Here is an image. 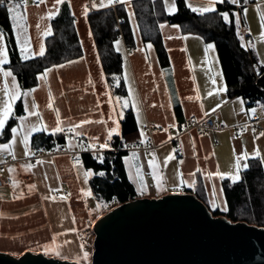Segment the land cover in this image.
<instances>
[{
  "label": "crops",
  "instance_id": "obj_1",
  "mask_svg": "<svg viewBox=\"0 0 264 264\" xmlns=\"http://www.w3.org/2000/svg\"><path fill=\"white\" fill-rule=\"evenodd\" d=\"M135 1L137 0L101 8L99 7L101 0H65L76 18L75 24L83 56L71 60L74 63L68 61L60 64L65 65L64 67H51L52 71L47 79L38 78V84L32 88L36 91L27 97H22V100L23 105L26 100L29 109L40 114L43 123L51 126L55 123L56 115L47 105L54 99L53 107L59 109L67 141L60 152L46 153L35 159L34 157L41 150L34 149L31 140L33 135L41 132H34L29 139V148L34 155H25L22 134L29 130L30 125L41 122L37 116H28L26 111L22 117H27V120L18 119L15 125L18 127L23 123L24 127L15 135L11 133L8 141L0 140V145L12 144L11 153L6 150L0 151V175L13 180L12 186L0 188L1 252L19 257L29 250L42 253L45 251L44 245H51L61 252V256H56L52 250L46 252L51 256L79 259L81 262L89 263L88 259H83V253L87 252L89 243L93 241H86L85 237L93 234L92 229L97 221V212L95 207L91 208V201L95 204L94 199L85 194L90 191V177L86 178L83 175L87 170L79 158L84 152L101 155L104 151L111 149L112 141L110 149L102 151L98 147L96 150L69 148L68 143L71 140L73 145L79 142L87 147L92 143L88 139L92 136H98L99 143H103L107 129L114 126L109 119L113 106L117 111L120 110V105L115 99L119 96L113 94L107 80L89 24L88 16L92 12L121 6L125 10L133 35L132 49L127 46L123 38L117 40L119 44L115 42V49L119 48L118 52L123 56L122 79L127 90V95L119 98L121 101L125 99L130 101L124 113L129 110L134 113L138 128L137 142L146 144L152 138L156 145L151 152L130 151L123 159L128 178L134 185L139 198H159L175 193H192L196 196L200 194L202 201L211 211L225 213L223 209L226 199L224 191L220 192V189H223L222 181L228 178L221 180L213 177L209 180L206 179L207 172H215L218 168L223 173H234L235 155L240 154L245 148L249 153L259 148L264 155V136H260V133L264 132V105L247 108L246 103L241 105L237 101L238 97H242L241 95L229 97L215 44L206 43L196 35L183 34L179 25L160 23L159 33L168 56V66L163 68L154 44L145 42L142 38L133 10ZM163 1L168 13L170 5H175L177 10V5L172 4V2L176 3V0ZM185 1L194 7H199L206 2V0ZM104 2L106 3L107 0ZM27 3V35L30 37L31 49L38 52L42 43L46 50V40L53 34L52 19L41 20V17H47L50 9L55 11L52 7L55 0H47L39 7L35 6L34 0H27ZM93 3L97 7L93 8ZM218 4L222 3H216L215 7ZM230 4L236 7L235 14H240L241 23L238 25V33L239 37L244 38L241 40L242 46L250 50L259 64L264 67V40L260 39L262 30L257 11V5L264 8V0H255L244 5ZM61 5H58L59 12ZM85 5L89 9L87 16L84 15ZM244 8L248 9L246 17L243 14ZM129 13L132 15L130 16ZM37 24L40 25L39 29L36 27ZM161 24L165 25L163 29L160 28ZM47 28L51 29L52 34L44 36L43 32ZM17 31L15 29V32ZM248 41L252 44L248 45ZM4 42L7 47L5 35ZM148 44L152 45L151 49L147 48ZM208 45H214V48L206 51ZM8 65L3 66L5 71L11 70ZM221 71L222 77L219 75ZM125 73L128 76L127 80L124 79ZM213 77L216 80L215 85L211 82ZM8 81L11 86V77ZM16 82L19 84L17 78ZM3 85L4 77L0 72V88ZM224 85L227 90L217 93V89ZM129 87L133 90L131 94ZM29 90H22V92ZM210 91L213 92L212 96H208ZM2 95L3 93L0 92V96ZM197 96L200 99H196ZM110 97L111 104L108 103ZM188 97L193 99L189 100ZM132 100L137 102L136 107H133ZM34 103L38 105L37 108H33ZM176 104L181 106L180 117L175 112ZM218 104L222 106L217 108ZM152 105L156 106L152 107ZM242 107L244 111H241ZM214 108H217L215 112L212 111ZM251 109H256L255 114L250 111ZM137 112H139V120ZM206 112L209 115H205ZM207 117L223 123L227 129L219 132L187 130L188 121ZM254 117L257 119L253 120ZM114 118L119 119L118 116ZM86 119L93 121L103 119L108 123L107 125L87 124L83 128L87 135L73 139L74 134L69 132L68 128ZM169 124H174L175 127L169 128ZM157 125L160 127H156ZM154 128L157 129L154 130ZM141 129L144 132L143 136ZM44 133L51 134L50 131ZM116 136L118 135L114 134L113 138ZM169 136L172 139H169ZM13 140H15L14 144ZM133 153H136L135 157ZM173 153L175 158L165 163L166 158ZM77 158L80 161L79 164L76 162ZM153 160L156 164L155 168L149 164V161ZM181 160L182 164L179 163ZM250 160L253 159H249L247 163ZM241 163L243 164L244 161ZM29 164L32 167L26 168ZM262 166L264 169V163ZM12 168L15 169L14 172L9 171ZM137 168H139V175H137ZM198 168L204 171L197 172ZM193 172L196 173L195 176L190 175ZM182 179L185 181L183 184H181ZM192 181H195L194 188L188 186ZM142 184L143 194H141ZM157 184L160 185L159 188ZM213 184L216 185V195L212 192ZM32 185L35 187L30 190L29 186ZM57 189L59 191H56ZM52 197L56 199L53 200ZM61 197L67 198L61 199ZM213 201L218 205L216 208L212 207ZM73 229L75 231H71ZM66 241L70 243H65ZM81 245L84 247L81 248Z\"/></svg>",
  "mask_w": 264,
  "mask_h": 264
},
{
  "label": "trees",
  "instance_id": "obj_2",
  "mask_svg": "<svg viewBox=\"0 0 264 264\" xmlns=\"http://www.w3.org/2000/svg\"><path fill=\"white\" fill-rule=\"evenodd\" d=\"M254 1L248 0L249 3ZM239 4H246L245 0H239ZM176 5V12L169 14L163 0H137L133 3L142 38L145 42L154 44L162 67L168 66V56L162 44L159 24L179 25L183 34L196 35L206 43L215 44L229 97L241 95L247 108L264 105V67L252 52L241 44L238 25L235 23L236 7L224 0L222 4L217 5V11L201 14L192 12L185 0H176ZM225 12L229 14L231 23L223 20L221 13ZM88 19L113 94L125 97L127 90L122 79L123 56L115 49V42L120 38L124 39L129 48L134 47L125 10L121 6L107 8L90 13ZM75 21L69 4L65 2L61 5L59 14L51 20L53 34L46 40L45 55L25 60L20 55L7 6L0 4V28L6 36L10 61L8 67L13 71L23 91L35 87L38 84V76L46 69L83 56ZM116 76L119 77L117 86ZM175 112L178 117L182 115L180 104L175 105ZM23 115L25 110L21 98L16 102L14 115L0 136L1 141L9 140L11 128L15 127ZM66 141V132H41L33 135L31 144L36 150L49 152L63 149ZM137 141L136 119L133 111L129 110L124 113L120 122V134L113 138L111 149L101 154L103 163L97 159L98 154H81L79 159L86 170L105 173L104 176L93 175L89 178L91 197L94 199L97 214L139 198L128 178L123 160L128 155L123 149ZM248 164L249 168L241 172L239 182L233 184L229 179L222 181L227 202V211L223 215L232 222H247L264 227V169L258 159L250 160ZM198 195L202 200L200 194ZM213 214L221 215L219 211Z\"/></svg>",
  "mask_w": 264,
  "mask_h": 264
},
{
  "label": "water",
  "instance_id": "obj_3",
  "mask_svg": "<svg viewBox=\"0 0 264 264\" xmlns=\"http://www.w3.org/2000/svg\"><path fill=\"white\" fill-rule=\"evenodd\" d=\"M91 264H264V227L214 215L192 193L118 205L93 226ZM83 264L79 259L0 251V264Z\"/></svg>",
  "mask_w": 264,
  "mask_h": 264
},
{
  "label": "snow or ice",
  "instance_id": "obj_4",
  "mask_svg": "<svg viewBox=\"0 0 264 264\" xmlns=\"http://www.w3.org/2000/svg\"><path fill=\"white\" fill-rule=\"evenodd\" d=\"M47 2V0H34L35 6L39 7L41 4H45ZM165 2H167V0H165ZM223 3L224 0H206L205 3H203L201 6L199 7H194L191 3L187 4V7L191 9L192 12L195 13H211V12H215L217 11L215 5L216 3ZM230 3L232 4H238L239 0H229ZM248 0H245V3H247ZM0 3H3V0H0ZM65 0H55V3L53 4V8L55 9V11H52L51 9L48 11L47 17H41V20L44 19H52L54 18L58 13H59V8L58 5L64 4ZM130 3V0H107V2L105 3L104 0H101V3L99 4V7L101 8H106L109 7L111 5H115V4H127ZM93 8L97 7V5L95 3H93L92 5ZM27 8H28V3L27 0H12V2H10L7 5V11L9 13L10 19L12 21V27L13 29L18 30L16 32V41L20 47V55L23 59L27 60L33 56L39 55V56H43L45 55V46L44 44H40L39 46V50L38 52H34L31 49V45H30V37L27 35V30H28V25H27ZM88 6L85 5L84 8V15L87 16L88 14ZM168 11L169 14H173L176 11V7L175 5H170L168 7ZM247 8L243 9V14L246 17L247 16ZM257 11L259 12V22H260V26H261V34H260V39L264 40V8H262L260 5H257ZM129 15L131 16L132 13H129ZM223 20L227 23H231L229 14L227 12L225 13H221ZM235 23L236 25H240L241 23V19H240V14L237 13L235 14ZM37 29L40 28V25L37 24L36 25ZM165 27L164 24L160 25V28L163 29ZM174 27H178V26H174ZM51 29L47 28V30H45L43 32L44 36H48L51 35ZM4 32L3 30H0V72H2L3 77H4V85L2 88H0V92L3 93L2 96H0V134L3 133L6 124L8 122V120L14 115V107L15 104L18 100H21L22 97H27L29 95H31L33 92L36 91V89H31L27 92H22L21 90V86L16 82V77L13 75V72L11 70H7L5 71L3 69V66L6 64H9V53L7 50V47L5 45L4 42ZM241 40H243V36L240 37ZM117 44H119V41L116 42ZM248 45H251L252 42L248 41L247 42ZM214 47L213 45H208L207 48L205 49L206 51L209 48ZM148 49L152 48L151 44L147 45ZM117 51H119V48L116 49ZM186 51V49H184ZM69 63H74V61H70ZM65 65H58L56 67H64ZM52 71L51 68L46 69L44 73H42L38 78L41 80H46L49 73ZM219 75H221L222 77V71L219 73ZM11 77V86L9 85V81L8 78ZM119 79V78H117ZM124 79H128L127 73H125ZM91 83V81H89ZM214 85L216 84V80L213 77L212 81H211ZM226 85H224V87L217 89V93L222 92V91H226ZM132 89L131 87H129V93H132ZM213 92H209L208 96H212ZM116 102L120 105V110L117 111L116 107L113 106L112 108V115L109 117V119L112 120L113 123V127H110L107 129V133H106V139L103 143H99V137L98 136H92L89 137L88 139L90 141H92V143H90L87 147H85V145H83L82 143L77 142L75 145L72 144V141L69 140L68 143V147L69 148H83L84 150H96L97 147L99 150H105V149H110L111 144L110 142L113 139L114 134L115 135H119L120 134V120L123 119L124 117V109L128 108L130 101L128 99H125L123 101H121V99L119 97L115 98ZM187 99L191 100L193 99V97H188ZM196 99H200L199 96L196 97ZM237 101L243 105L245 103L244 99L242 97H238ZM226 102V101H225ZM109 104L112 103V98L110 97ZM133 107H136L137 102L135 100L131 101ZM54 99L51 100L50 103H48L47 107L49 109H51L52 111L55 112L56 115V120L55 123L51 126H49L46 123H43L42 118H40V114L37 111L34 110H30L27 101H24V110L27 112L28 116H37L38 119L41 120L40 123L38 124H34V125H30L29 126V130L27 132H24L22 134V143L24 145L25 148V155H34V153L31 152V149L29 148V139L30 136L32 135V133L34 132H51V134H56V133H62L65 131V128L63 127V121L60 119V112L58 108H54ZM156 105H152V107H155ZM222 105L218 104L217 108L221 107ZM38 105H35V103L33 104V108H37ZM161 107H163V105H161ZM217 108L212 109L213 112H215L217 110ZM241 111H244L243 107L241 108ZM253 114H255L256 109H251L250 110ZM205 115H209V113H205ZM118 116L119 119H115L114 117ZM19 119H21L22 121L27 120V117H20ZM137 119L139 120V112H137ZM92 123H102L107 125L108 121L106 120H97V121H93V120H82L77 124H73L70 128H68L69 132H72L73 135V139L82 137L87 135V133L85 131H83V128L85 125L87 124H92ZM24 127V124L22 123L20 126L18 127H13L11 128V132L15 135L17 134L20 129H22ZM156 127H160L159 125H157ZM169 128L171 127H175L174 124H169L168 125ZM165 131H167V129H165ZM254 131V130H253ZM141 135H144L143 129H141ZM260 136H264V132L260 133ZM169 139H172L171 136H169ZM257 139H259V137H257ZM13 144L15 143V140H13L12 142ZM8 151L9 153L12 152V144H3L0 145V151ZM136 156V153H133V157ZM154 156V154H153ZM13 158H15L14 154H13ZM174 157V153L170 154L169 157L166 158L165 163H167L168 160L173 159ZM97 159L99 160L100 163H103V156L102 155H97ZM249 159H258L260 160L261 163H264V155L261 154V151L259 150V148H256L252 153H249L247 151V149L245 148L240 154H236L235 155V159H234V173L233 172H229V173H223L220 172L219 169L217 168V170L215 172H207L206 174V179L211 180L213 177H218L219 179L223 180L224 178H228L231 180V182L233 184L239 182L241 180V176H240V172L242 169H248L249 168V164L247 163V161ZM244 161V163L242 164L241 162ZM77 164L80 163V161L78 160V158L76 159ZM179 163H183V161H179ZM149 164L152 167H156V164L153 161H149ZM32 165L29 164L26 166V168H31ZM9 171H15L14 168L9 169ZM197 172H202L204 171L203 169H197ZM83 175L88 178L91 177L93 175H98V176H104L105 173L103 171L101 172H97V173H93L92 170H87L83 173ZM137 175H139V168H137ZM183 174L181 173V176ZM190 175L195 176L196 173L193 172ZM185 183V181H183V179L181 180V184ZM189 187H195V181H192L189 185ZM30 190L32 188H34L35 186H29ZM143 184L141 185V194H143ZM157 187L159 188L160 185L157 184ZM56 191H59V189H57ZM223 189H220V192H222ZM212 192L213 195H216V185L213 184L212 185ZM88 196H91L92 193L91 191H88L85 193ZM69 196L71 195L70 193L68 194ZM67 197H61V199H66ZM52 199H56V197H52ZM218 205L213 201L212 202V207L216 208ZM224 211H227V207H226V202H225V207L223 209ZM71 231H75V229L71 230ZM53 242H55V238H53ZM65 243H70L69 241H66ZM45 249V252H48L49 250L54 251L56 256H61V252L56 250L55 248H53L51 245H44L43 246ZM84 246L81 245V248H83ZM66 258V257H64ZM88 258V253L84 252L83 253V259H87ZM77 264H79V261H77Z\"/></svg>",
  "mask_w": 264,
  "mask_h": 264
},
{
  "label": "built area",
  "instance_id": "obj_5",
  "mask_svg": "<svg viewBox=\"0 0 264 264\" xmlns=\"http://www.w3.org/2000/svg\"><path fill=\"white\" fill-rule=\"evenodd\" d=\"M10 2H12V0H3V3L0 4H4V5H8ZM257 118L254 117L253 120H256ZM186 128L187 130L190 129H195L197 131H223L225 129H227L226 125H224L223 123L220 122H216L215 120H213L212 118H203L200 120H193V121H188L186 123ZM157 128H154V130H156ZM239 133V129L236 130V134L238 135ZM156 148V145L154 144V141L151 139L148 140V142L146 144H142L140 142H135L133 143L131 146H128L126 148H124L123 150L126 152H130V151H145V152H151ZM61 149L59 148L58 150H54V151H49L46 152L44 150H41L37 156H35L34 158L37 159L39 157H41L42 155L49 153V154H55L56 152H60ZM13 184V180L10 177H5L0 175V188L3 187H10ZM94 235H90V236H86L85 240L86 241H93Z\"/></svg>",
  "mask_w": 264,
  "mask_h": 264
},
{
  "label": "rangeland",
  "instance_id": "obj_6",
  "mask_svg": "<svg viewBox=\"0 0 264 264\" xmlns=\"http://www.w3.org/2000/svg\"><path fill=\"white\" fill-rule=\"evenodd\" d=\"M172 4H176L175 2H172ZM214 46V45H213ZM212 48H214V47H212ZM116 79H115V86H117L118 85V81H117V77H115ZM92 200V199H91ZM94 207H95V204H93V201H91V208L92 209H94ZM110 211V210H109ZM109 211H101L99 214H97V219L96 220H98L100 217H102L104 214H106V213H108ZM213 212V211H212ZM221 213V215H223L224 213H222V212H220ZM96 222V221H95ZM92 248H93V246H92V242L91 243H89V247H88V249H87V253H88V262L89 263H86V262H82L83 264H91V256H92Z\"/></svg>",
  "mask_w": 264,
  "mask_h": 264
},
{
  "label": "clouds",
  "instance_id": "obj_7",
  "mask_svg": "<svg viewBox=\"0 0 264 264\" xmlns=\"http://www.w3.org/2000/svg\"><path fill=\"white\" fill-rule=\"evenodd\" d=\"M94 235V234H93ZM94 239V238H93Z\"/></svg>",
  "mask_w": 264,
  "mask_h": 264
}]
</instances>
